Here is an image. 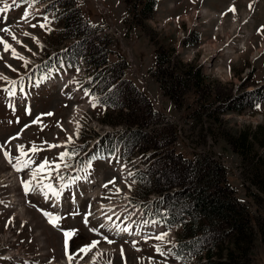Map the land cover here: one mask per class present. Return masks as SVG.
<instances>
[{
    "label": "rangeland",
    "instance_id": "obj_1",
    "mask_svg": "<svg viewBox=\"0 0 264 264\" xmlns=\"http://www.w3.org/2000/svg\"><path fill=\"white\" fill-rule=\"evenodd\" d=\"M7 3L12 7L0 14V29L8 28L12 35L0 31V37L23 59L14 55L12 49L5 51L0 44V75L7 78L0 79V179L4 174H12L7 161H3L4 148L14 160L21 146L24 151L36 147L35 154L31 152L28 157L33 156L31 160L38 165L44 160L50 162L51 177L48 170L40 175L53 181L54 187L56 183L66 182V169L90 161L98 185L106 180L109 182L98 199L104 203L112 201L111 206L118 207L129 202L132 196V203L138 202L136 209L143 207L145 213L138 227L156 230L140 231L137 239L128 236H107L105 239L99 231H92L98 230L96 221L90 219L88 225L82 219V213L87 210L86 202L82 208L63 203L68 212L58 220L59 229L51 228L38 211L39 202L30 198L31 204L26 200L25 207L21 198L19 205L0 208V264H15L14 258L22 254L34 255L41 259L40 264L45 263L48 256H57L60 262L67 252L71 255L82 244L93 241L99 244L77 260L72 258L70 264H89L92 258V264H203L197 257L181 260L175 254L173 249L180 238L179 227L165 226L158 220L161 212L152 209L162 196L161 192H153L145 198L138 190L135 174L139 169L145 173L154 163L157 148L142 140L141 147L124 159V164L102 161L101 154L106 150L102 139L135 128L129 123L130 115L126 114L132 108L118 110L115 108L118 101L113 102L114 96L109 98V94L119 90L121 83L117 76L122 72L125 79L147 95L153 107L157 103L155 108L163 123L159 129L169 127L164 126L168 124L177 130L174 144L177 152L188 157L211 152L226 163L228 182L236 187V195L252 211L258 229L257 224L264 220V204L249 193L263 199L264 193L252 182L250 164L243 165L241 156L223 136L232 138L244 129L256 132V137L252 138L254 149L264 157V144H261L264 133V0H157L154 13L146 16L140 6L142 0H35L32 4H13V0H7ZM136 4L139 5L137 9L134 8ZM249 7H252L251 12ZM233 8L235 11H231ZM204 9L208 10L207 14H203ZM26 11L30 15L25 21ZM197 32L200 33L199 42L188 44ZM159 46L168 52L167 58L171 49L176 50L173 60L165 65L170 69L183 71L184 65L201 66L216 88L212 99L217 101L216 94H219L220 100L204 110L194 100V89L186 95L184 106H176L150 72ZM75 48L87 54V58L81 56L77 68H71L67 61L63 68L58 62L53 66V57L67 55ZM103 60L106 63L101 71L108 73L98 83L92 75L94 63ZM40 62L42 64L36 66ZM255 88L262 90L260 101L248 98V91ZM10 92L17 97L18 105L14 108L6 105ZM117 95L121 96L119 102L127 101L136 107L138 96L135 93L127 94L122 89ZM226 100L232 110L220 114V120L208 115ZM240 100H251L254 106L236 111L237 104L243 103ZM148 103L139 101L142 115H146ZM166 130L168 128L153 131L150 133L152 139L157 133L166 134ZM16 134L17 137L8 138ZM62 152L75 155L61 161ZM251 156L247 159L249 163ZM55 164L60 165L58 170ZM24 180L23 177L20 182ZM1 183L0 201L10 199L14 190L19 198L22 196L19 183ZM81 189L84 186L81 185ZM67 191L65 193H72ZM16 208L25 209L22 213L25 218L20 215L12 218ZM149 222L153 224L149 226ZM66 231H75V235L66 239ZM162 234L164 239L155 238ZM251 255L252 264H264V242L260 232L256 233Z\"/></svg>",
    "mask_w": 264,
    "mask_h": 264
},
{
    "label": "trees",
    "instance_id": "obj_2",
    "mask_svg": "<svg viewBox=\"0 0 264 264\" xmlns=\"http://www.w3.org/2000/svg\"><path fill=\"white\" fill-rule=\"evenodd\" d=\"M138 6L136 4L134 8L137 9ZM140 6L145 16L152 15L157 7V0H142ZM199 40L200 33L197 32L194 34V40L188 41V44L195 45ZM174 51L176 50L171 49L170 56L167 58L168 52H165V48L157 47L154 65L150 69L165 95L169 96L176 106L182 107L188 92L195 89L194 100L204 110L213 107L221 96L216 94L217 101L212 99L216 88L202 72L201 66L184 65L183 71L170 69L169 65L165 66L173 60ZM59 56L62 59L63 55L58 54L57 58ZM67 56H70L69 60L74 65H77V59L80 56L87 58V54L76 48L72 49ZM105 63L106 60L94 63L95 72L92 75L98 83L108 73L101 71ZM41 64L40 62L36 66ZM117 77L119 84L121 83L120 91L123 89L127 94L133 92L138 96L136 107L127 101L119 102L121 97L117 95L119 90L116 94H109V98L114 96L113 102L118 101L115 105L118 110L132 108L126 114L130 115L129 123L135 128L118 132L116 137L109 135L103 138L102 140L105 141L101 143L112 151L121 142L127 155L135 153L138 147H141L142 140L157 148L156 160L145 173L138 171L136 180H138V190L145 198L153 192H161L159 194L162 196L157 199L155 206L157 212H161L160 215L166 220L168 226L179 227L180 238L173 249L175 254L181 260L185 257L190 259L197 257L199 262L203 261V264H252L251 252L257 232H260L264 242V220L261 224L259 223L260 225L257 224L258 229H256L252 211L236 195V187L228 182L222 161L211 153H198L188 157L177 152L174 146L177 130L168 124L164 126L169 127L160 128H168L166 134L157 133V136L152 139L153 134L150 133L159 131V127L163 124L159 113L153 110L147 95L133 82L125 79L124 72ZM261 91L258 88L248 91V98L255 99L254 101L262 98ZM145 100L149 102L148 111L146 115H142L139 101ZM240 102L243 103H238L235 108L239 112L254 106L251 100H240ZM227 104V100L221 101L214 107L213 113L209 112L208 115L220 120V114L233 109ZM254 137L256 132L250 129H244L232 138L229 135L223 136L241 156L243 165L250 164L252 182L264 193V167H261V164L264 166V157L254 149L255 145L252 141ZM261 144H264V133ZM250 154H252L251 163L247 160ZM249 195L264 204L262 196L251 193Z\"/></svg>",
    "mask_w": 264,
    "mask_h": 264
},
{
    "label": "snow or ice",
    "instance_id": "obj_3",
    "mask_svg": "<svg viewBox=\"0 0 264 264\" xmlns=\"http://www.w3.org/2000/svg\"><path fill=\"white\" fill-rule=\"evenodd\" d=\"M18 2L32 4V3H35V0H13V4H17ZM0 3H3V7H0V14L8 12L11 9V7H12V5L7 3V0H0ZM231 11H235V9L233 8V9H231ZM29 15H30V13H28L26 11L24 13V15H23V19L26 21ZM33 27H35V25H33ZM41 27H43V25H41ZM0 31L8 33L9 35H12L10 29H8V28L0 29ZM25 34L27 35V33H25ZM13 39H15L14 35H13ZM0 44H3L5 51H8L9 49H12V52H13L14 55H16L20 59H23V57H20L19 54L15 52V49L12 48V45L9 44L8 41L4 40L2 37H0ZM0 58H2V57H0ZM0 79H7V78L3 77L2 75H0ZM13 83H15V82H13ZM9 94L10 95H14L13 92H10ZM47 115H51V113H48ZM69 140H71V137H69ZM0 147H2V146H0ZM52 147H57V146L56 145H52ZM37 150L38 149L36 147H33L31 149V152L33 154H35V152ZM20 153H21V156H27L28 155V153L24 151L23 146L20 147ZM4 155L6 157H8L9 158V162H11L10 154L8 152H5ZM72 155H75V153L62 152L60 154V160L63 161V160H65L66 157H70ZM17 160H18V164L22 168H30L31 165L34 163V161H32V160H20L19 158H17ZM59 168H60V165L59 164H55V170H58ZM45 170H48V176L50 178L51 177L52 166H51V164H50V162L48 160H44L35 169L32 170L31 175H32L33 180H35L36 177L38 175H40V173L42 171H45ZM60 178L63 179V177H60ZM30 184H31V181H25L24 182V187H25V191L26 192L34 190L32 187H30ZM37 186L40 188L41 191H44V189H47V192H51L52 195H54L57 198H59L60 195H61V192L59 190H56L51 183L41 184L38 181L37 182ZM47 192H45V195H47ZM44 214L49 217L50 222L54 223L56 220H59V217H52L50 213H44ZM90 214L91 213H89V215ZM109 219H111V217H109ZM85 223H87V219H85ZM100 227H104V225L101 224ZM119 230L120 231H127V229H119ZM92 231H98V230L97 229H92ZM64 235H65L66 239H71L75 235V231H66L64 233ZM155 238L157 240H162V239L165 238V236L162 234V235L156 236ZM105 239H107V237H105ZM108 243H113V241L108 240ZM98 244H99V241H93V242H91L90 245L85 246V247H81L79 249V251L82 252V253L87 254L93 248H95ZM157 250L159 251V249H157ZM69 259L71 260L72 257H69Z\"/></svg>",
    "mask_w": 264,
    "mask_h": 264
},
{
    "label": "bare ground",
    "instance_id": "obj_4",
    "mask_svg": "<svg viewBox=\"0 0 264 264\" xmlns=\"http://www.w3.org/2000/svg\"><path fill=\"white\" fill-rule=\"evenodd\" d=\"M251 8L252 7H249V10H250V12H251ZM203 14H207L208 13V10L207 9H204L203 11ZM250 12H248V13H250ZM237 17V16H236ZM235 20V19H234ZM238 20V19H237ZM238 22V21H237ZM18 145V144H17ZM19 147V146H18ZM14 174H10V175H8V176H6V175H4V177H2L1 178V180H3V181H1L2 183H6V182H10V183H13V184H16L17 182H19V179L17 178V177H14V178H10V176H13ZM29 180H33V178H32V175L31 176H29ZM1 183V184H2ZM1 198H2V196H1ZM6 201H9V199H7ZM10 203H11V205H17V204H20L19 203V198L17 197V195L16 194H13L12 195V198L10 199ZM110 208L112 207V208H114L115 207V209L117 210V211H123V210H125L126 208H129L130 207V203L129 202H126L124 205H121V206H118V207H116V206H109ZM0 208H2L1 206H0ZM25 209L24 208H18V210L16 211V213H15V215H20V216H22V217H24L25 218V214L24 215H22V213H23V211H24ZM27 218V217H26ZM116 232H121L119 229H117L116 230ZM15 246V245H14ZM100 251V250H99ZM4 256H5V254H4ZM17 258H14V263L15 264H21V262H22V260H26V258L24 257V254H22L21 256H16ZM27 258H31V260H33L34 258H35V256L34 255H31V254H28V257ZM62 260V261H61ZM91 260H93V258L91 259ZM51 263H53V264H57V263H61V264H70V262H68V261H66L65 259H60V262L56 259V258H52V259H47V261L45 262V263H43V264H51ZM84 264H88V263H84Z\"/></svg>",
    "mask_w": 264,
    "mask_h": 264
},
{
    "label": "crops",
    "instance_id": "obj_5",
    "mask_svg": "<svg viewBox=\"0 0 264 264\" xmlns=\"http://www.w3.org/2000/svg\"><path fill=\"white\" fill-rule=\"evenodd\" d=\"M209 6V5H208ZM210 7V6H209ZM239 20V19H238ZM239 22V21H238Z\"/></svg>",
    "mask_w": 264,
    "mask_h": 264
}]
</instances>
